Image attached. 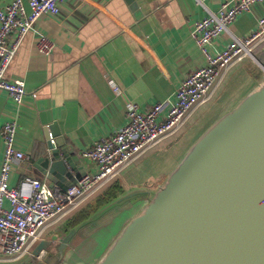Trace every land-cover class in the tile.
Wrapping results in <instances>:
<instances>
[{
  "label": "crops",
  "instance_id": "obj_1",
  "mask_svg": "<svg viewBox=\"0 0 264 264\" xmlns=\"http://www.w3.org/2000/svg\"><path fill=\"white\" fill-rule=\"evenodd\" d=\"M12 1L0 0V9ZM222 1L67 0L60 5L58 16H42L24 37L6 70L7 78L19 79L25 84L26 95L21 104L16 105L6 92L0 91V168L4 156L1 129L6 122L17 123L15 148L26 155L24 161L13 165L9 187H17L24 177H33L49 185L32 172L30 165L44 153L45 130L53 124L72 148L74 156H79V166L87 174H93L96 166L83 158L82 152L125 125L129 103L136 104L142 112L162 103L160 117H165L180 83L205 65V58L190 35L193 24L209 12H216ZM23 2L26 4L27 0ZM263 17L264 0L255 4L250 12L238 16L229 32L216 39L214 49L225 47L231 34L237 38L250 35ZM40 35L54 43L48 57L36 49ZM257 53L264 60V48L257 49ZM235 76L241 81L235 94L211 116L209 112L216 103L215 98L221 97ZM263 77L264 66L256 65L252 57L234 62L222 73L210 101L196 108L176 133L149 149L117 179L93 194L66 219L46 230L42 240L52 243L33 264H70L75 258L85 257L100 238L114 232L104 254L190 146ZM112 83L120 89V94L114 92ZM186 135L181 156L155 184L154 161L159 154L176 147ZM144 162H148L149 167L143 173ZM110 189H115L118 197L138 189L145 192L111 205L89 219L110 203L92 214ZM4 205L8 207V202ZM73 229L74 236L59 254V241ZM103 254L91 264H96ZM28 256L16 261L0 259V264H19Z\"/></svg>",
  "mask_w": 264,
  "mask_h": 264
},
{
  "label": "water",
  "instance_id": "obj_2",
  "mask_svg": "<svg viewBox=\"0 0 264 264\" xmlns=\"http://www.w3.org/2000/svg\"><path fill=\"white\" fill-rule=\"evenodd\" d=\"M45 139L30 167L65 191L87 173L55 124ZM144 192L123 194L89 219ZM51 243L41 240L19 264H33ZM96 264H264V77L190 146Z\"/></svg>",
  "mask_w": 264,
  "mask_h": 264
},
{
  "label": "built area",
  "instance_id": "obj_3",
  "mask_svg": "<svg viewBox=\"0 0 264 264\" xmlns=\"http://www.w3.org/2000/svg\"><path fill=\"white\" fill-rule=\"evenodd\" d=\"M66 1L27 0L25 4L23 0H13L0 9V91L6 92L16 105H20L26 95L25 84L22 80L7 78L6 70L35 23L42 16H58L60 5ZM261 1L223 0L216 12H209L195 22L190 35L203 54L205 65L180 83L166 116L160 117L162 103L145 112L129 103L125 125L81 154L95 164L96 172L86 174L65 191L50 188L46 182L33 177H24L17 187H9L13 165L24 161L26 155L15 148L17 123L6 122L1 129L4 156L0 168V259L16 261L30 255L48 228L66 219L145 152L176 133L196 108L209 102L222 73L234 62L251 58L253 51L264 43V17L258 20L257 29L250 35L237 38L231 34L230 42L219 50L214 49V42L229 32L238 16L250 12ZM36 49L48 57L54 43L40 35ZM111 86L120 94L115 84Z\"/></svg>",
  "mask_w": 264,
  "mask_h": 264
},
{
  "label": "rangeland",
  "instance_id": "obj_4",
  "mask_svg": "<svg viewBox=\"0 0 264 264\" xmlns=\"http://www.w3.org/2000/svg\"><path fill=\"white\" fill-rule=\"evenodd\" d=\"M254 63L256 65H259L255 61H254ZM255 77H258V75L255 74ZM240 83H241V81L239 82V80L237 79V76H235L234 78L233 77L231 78L230 86L227 87V89L225 91H223L221 97L218 100H217V97L215 98L216 103L214 104V106L211 108V110L209 112V114L211 116H214L213 114L215 113V111L221 105H223L230 96L235 94V91L237 90V87L239 86ZM188 135L184 136L182 141L176 147L171 149L168 153L166 152V153H162V154L158 155V157L154 161V165H153V167L155 169L154 174L157 175V178H156V176L153 177V179H154L153 181L155 184H157L159 181H161V179L165 176V173L167 172V170L181 156V153L183 151V145L185 144L186 138L188 137ZM146 167H149L148 162H144V165L142 168L143 173H144V169ZM149 178H152V177L149 176ZM113 234H114V232H111L110 234H107V236L100 238L96 242V246L94 248L90 247L89 250L85 253V257L83 255L79 258H75L71 261L70 264H77L78 262L80 264H91V263H93L99 255L101 256V254H103V252L105 251L107 244L110 241V238H112Z\"/></svg>",
  "mask_w": 264,
  "mask_h": 264
},
{
  "label": "trees",
  "instance_id": "obj_5",
  "mask_svg": "<svg viewBox=\"0 0 264 264\" xmlns=\"http://www.w3.org/2000/svg\"><path fill=\"white\" fill-rule=\"evenodd\" d=\"M259 48H264V43H262L261 45H259L254 51H253V56L256 57V59L264 66V60L258 55L257 53V49ZM106 198H102L99 200V208L93 210L92 214L95 213L97 210H99L102 206L108 204L109 202L113 201L114 199H116L119 195H117V192L115 189H110L106 194H105ZM33 263H35V260L33 261Z\"/></svg>",
  "mask_w": 264,
  "mask_h": 264
},
{
  "label": "bare ground",
  "instance_id": "obj_6",
  "mask_svg": "<svg viewBox=\"0 0 264 264\" xmlns=\"http://www.w3.org/2000/svg\"><path fill=\"white\" fill-rule=\"evenodd\" d=\"M43 254V253H42Z\"/></svg>",
  "mask_w": 264,
  "mask_h": 264
}]
</instances>
